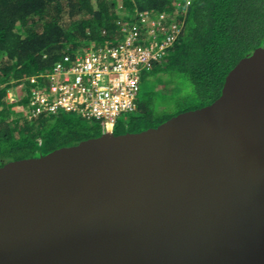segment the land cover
<instances>
[{"label": "water", "instance_id": "obj_1", "mask_svg": "<svg viewBox=\"0 0 264 264\" xmlns=\"http://www.w3.org/2000/svg\"><path fill=\"white\" fill-rule=\"evenodd\" d=\"M0 264H264V48L211 105L0 167Z\"/></svg>", "mask_w": 264, "mask_h": 264}, {"label": "trees", "instance_id": "obj_2", "mask_svg": "<svg viewBox=\"0 0 264 264\" xmlns=\"http://www.w3.org/2000/svg\"><path fill=\"white\" fill-rule=\"evenodd\" d=\"M185 8L181 0H0V167L102 136L100 122L72 114L29 120L23 111L13 112L8 94L15 89L16 108L26 107L31 77L48 74L65 54L92 43L116 45L122 22H133L140 12L166 14L169 24L176 18L183 28L174 47L147 71L153 88L140 91L136 110L118 119L114 134L157 128L219 99L235 66L264 48V0H192ZM171 74L190 83L189 95L167 80L156 89ZM166 98H176L174 113L159 112Z\"/></svg>", "mask_w": 264, "mask_h": 264}, {"label": "built area", "instance_id": "obj_3", "mask_svg": "<svg viewBox=\"0 0 264 264\" xmlns=\"http://www.w3.org/2000/svg\"><path fill=\"white\" fill-rule=\"evenodd\" d=\"M181 1L187 8L192 0ZM167 17L137 13L133 22H122L123 37L116 45L92 43L65 54L51 72L29 79V102L18 108L29 120L66 113L98 121L104 133H114L118 119L137 108L143 73L152 70L181 35L183 24L176 18L169 24ZM8 100L19 104L11 94Z\"/></svg>", "mask_w": 264, "mask_h": 264}, {"label": "rangeland", "instance_id": "obj_4", "mask_svg": "<svg viewBox=\"0 0 264 264\" xmlns=\"http://www.w3.org/2000/svg\"><path fill=\"white\" fill-rule=\"evenodd\" d=\"M143 78V82L141 83V93L150 90V88H153L154 84L156 83V81H154V77L152 76V73L150 72H144L142 75ZM163 82H161L159 84V86H157V90H162L164 84L167 82H171L174 85H178L179 87H181V92L183 94V96L185 95H189L192 91V86L190 85V83L183 77L181 76H177L175 74H171V75H167L166 77H164ZM169 84V83H167ZM140 93V94H141ZM9 94H11L12 98L15 99L17 97V92L16 90H11L9 92ZM167 99V98H166ZM165 99L166 104L164 105V107L159 109V112H163V111H167L169 113H174L177 109L176 107V98L173 99ZM13 112H22L20 108H16V106L13 109Z\"/></svg>", "mask_w": 264, "mask_h": 264}]
</instances>
